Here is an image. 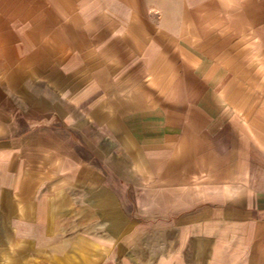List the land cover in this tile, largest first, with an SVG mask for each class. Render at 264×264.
I'll list each match as a JSON object with an SVG mask.
<instances>
[{"label":"crops","instance_id":"1","mask_svg":"<svg viewBox=\"0 0 264 264\" xmlns=\"http://www.w3.org/2000/svg\"><path fill=\"white\" fill-rule=\"evenodd\" d=\"M0 264H264V0H0Z\"/></svg>","mask_w":264,"mask_h":264}]
</instances>
